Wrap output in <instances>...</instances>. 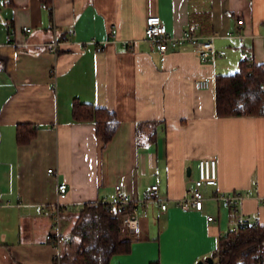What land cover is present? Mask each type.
Returning <instances> with one entry per match:
<instances>
[{
	"label": "crops",
	"instance_id": "crops-1",
	"mask_svg": "<svg viewBox=\"0 0 264 264\" xmlns=\"http://www.w3.org/2000/svg\"><path fill=\"white\" fill-rule=\"evenodd\" d=\"M153 14L171 34L234 35L216 39L226 53L215 63L193 50L161 53L144 37ZM112 26L118 38L135 42L132 49L113 40ZM244 58L264 63V0H53L52 12L41 0H0V264H55L46 237L53 207L62 204L67 235L85 203L115 200L116 183L139 199L157 183L167 209L149 202L142 237L110 264H196L241 213L264 224V115L220 117L215 80L209 88L195 81L236 70ZM74 98L116 112L110 142L96 135L94 122L74 121ZM148 121H156L155 142ZM24 123L38 132L19 144ZM209 156L217 157L218 184L202 187L201 210L184 211L177 201L193 187L199 159ZM233 190L250 193L239 212L213 199Z\"/></svg>",
	"mask_w": 264,
	"mask_h": 264
},
{
	"label": "trees",
	"instance_id": "trees-1",
	"mask_svg": "<svg viewBox=\"0 0 264 264\" xmlns=\"http://www.w3.org/2000/svg\"><path fill=\"white\" fill-rule=\"evenodd\" d=\"M41 1L52 12L53 0ZM215 105L220 117L264 115V63L244 58L235 71L216 74ZM72 116L76 122H94L96 135L105 144L113 139L120 124L115 111L77 98L72 102ZM145 124L151 127L148 141L155 142L156 121ZM37 132L35 124H20L16 131L17 142L28 143ZM118 215L116 205L108 201L85 203L62 243L61 263L110 264L113 255L130 252L132 241L121 239ZM263 242L264 224L231 229L219 238L217 248L210 254L214 257L213 264H264Z\"/></svg>",
	"mask_w": 264,
	"mask_h": 264
},
{
	"label": "built area",
	"instance_id": "built-area-1",
	"mask_svg": "<svg viewBox=\"0 0 264 264\" xmlns=\"http://www.w3.org/2000/svg\"><path fill=\"white\" fill-rule=\"evenodd\" d=\"M238 24H244V19L238 18ZM24 29L26 31L31 30L28 26H25ZM144 32V37L149 42L152 50L161 53H165L171 49L193 50L201 60L212 63H215L219 57L226 53L224 49H218L216 47V39L234 35L231 30H225L224 32L221 30H214L208 35H201L190 28H184L180 34H171L167 30L162 18L157 14L147 16ZM110 35L114 41L121 42L124 48L132 49L134 47V41L118 38V29L116 26L111 27ZM59 45L60 41L56 37L50 41L51 50L53 51H57ZM97 49L102 50V47L98 46ZM215 78L216 77H198L195 80L196 86L198 88H209L212 86ZM217 166L216 156L199 159L198 176L192 179L193 187L187 189L184 196L177 201V205L182 210H201L203 208L204 196L202 187L204 185L216 186L218 184ZM48 173H54V169L49 168ZM58 191L60 196L64 197L67 191V184L65 182L59 183ZM114 192L115 200L113 202H108L116 205L117 211L119 212V235L121 239L132 241L142 237V219L148 216L147 204L149 202H156L162 210L167 209V199L161 194L157 183L151 184L145 199H139L125 191L120 183L114 185ZM249 195V192L233 190L230 192H215L213 194V199L217 203L228 206L235 212H239L238 208L241 202ZM259 201L264 205V194L259 196ZM61 212L62 204L57 203L52 209L51 229L46 234L47 239L52 242L57 250L54 257V260L57 261L55 264H62V243L66 239V235L61 229ZM208 219L215 220L216 217L208 215ZM258 223V218L241 213L239 218L232 223V229L247 225H256Z\"/></svg>",
	"mask_w": 264,
	"mask_h": 264
},
{
	"label": "water",
	"instance_id": "water-1",
	"mask_svg": "<svg viewBox=\"0 0 264 264\" xmlns=\"http://www.w3.org/2000/svg\"><path fill=\"white\" fill-rule=\"evenodd\" d=\"M213 263H214V257L210 255L204 259L198 260L196 264H213Z\"/></svg>",
	"mask_w": 264,
	"mask_h": 264
},
{
	"label": "rangeland",
	"instance_id": "rangeland-1",
	"mask_svg": "<svg viewBox=\"0 0 264 264\" xmlns=\"http://www.w3.org/2000/svg\"><path fill=\"white\" fill-rule=\"evenodd\" d=\"M235 71V69L231 70V72Z\"/></svg>",
	"mask_w": 264,
	"mask_h": 264
}]
</instances>
